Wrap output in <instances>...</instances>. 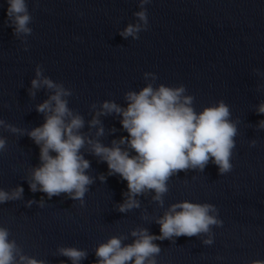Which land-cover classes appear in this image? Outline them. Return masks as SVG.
I'll return each mask as SVG.
<instances>
[{"label":"clouds","instance_id":"1","mask_svg":"<svg viewBox=\"0 0 264 264\" xmlns=\"http://www.w3.org/2000/svg\"><path fill=\"white\" fill-rule=\"evenodd\" d=\"M150 2L138 0L140 10L134 13L138 22L128 24L120 32L123 38L137 40L140 32L147 31L149 21L145 6ZM6 3V23L13 29V35L18 39L31 35L33 30L29 25L33 17L27 0H6ZM253 71L259 74V69ZM144 79L149 81L146 86L124 94L126 107L106 100L88 121L89 128L97 129L96 137H101L104 128L100 116L114 113L122 117L120 123L128 135L114 139L111 146H106L99 139L83 133L84 117L68 106L67 98L73 95V91L44 76L42 66L38 65L28 93L35 97L41 88L49 91L48 98L35 108L37 113L43 114L44 123L25 130L0 119V128L17 135L26 134L39 147V164L31 167L28 177L29 190L41 192L49 200L65 195L84 207V197L95 182V178L88 174L90 161L85 159L82 151L86 147L91 155L106 162L108 176L118 175L127 182V191L122 193L124 200L116 205L120 213L140 208L137 197L149 192L154 193L152 200L163 207L164 196L169 191L168 181L179 172H203L209 163L218 168L219 175L231 172L238 121L231 119L229 105L220 100L197 112L193 106L195 98L186 94L183 84L154 86L157 76L150 72L144 73ZM91 107L95 109L96 104ZM257 114L264 115V102L258 105ZM257 126L264 129V120H260ZM256 144L255 140L250 142L252 147ZM6 147V138L0 136V152ZM99 179L103 183L107 177L101 174ZM23 193L24 189L19 185L11 191L0 188V205L22 199ZM33 203L40 208L45 206L43 197L39 201L29 200L26 206L31 207ZM218 211L210 203L187 200L172 203L162 216L155 219L160 227L159 235L137 227L130 232L131 243H124L127 236H111L95 247L94 264H157L161 247L155 241H173L181 236H207L202 243L210 246L214 243L213 227L223 225ZM10 236V230L0 225V264H46L43 259L25 254ZM56 254L67 257L71 264H80L88 257L86 249L77 247L59 246ZM246 264H264V260L255 259Z\"/></svg>","mask_w":264,"mask_h":264}]
</instances>
